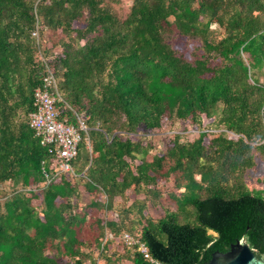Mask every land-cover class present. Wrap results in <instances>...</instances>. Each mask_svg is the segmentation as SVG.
<instances>
[{
  "label": "trees",
  "instance_id": "1",
  "mask_svg": "<svg viewBox=\"0 0 264 264\" xmlns=\"http://www.w3.org/2000/svg\"><path fill=\"white\" fill-rule=\"evenodd\" d=\"M117 2L0 0V185L11 190L0 202V264H150L122 233L162 264H198L219 238H243L264 258V175L259 189L243 181L256 159L264 165V86L253 76L264 67V0H131L123 18ZM45 65L59 119L75 126L81 116L87 129L72 177L56 174L28 123ZM174 122L196 140L174 136L148 159L138 131Z\"/></svg>",
  "mask_w": 264,
  "mask_h": 264
},
{
  "label": "built area",
  "instance_id": "2",
  "mask_svg": "<svg viewBox=\"0 0 264 264\" xmlns=\"http://www.w3.org/2000/svg\"><path fill=\"white\" fill-rule=\"evenodd\" d=\"M40 27L41 24L37 20L31 33V38L37 48L40 46ZM38 54L40 55V52ZM32 98L35 110L28 115L29 127L40 139V145L50 148L59 161V167L55 170L56 174L74 176L71 163L77 154V146L81 139L80 133L86 134L87 129L81 116H77V125L75 126L66 120L59 119L55 104L61 101V98L58 93L57 80L47 65L44 66L41 87L33 91ZM86 145L89 147L88 138H86ZM106 239L113 240L114 237L112 234H107ZM119 240L125 244L127 249L137 250L150 264H162L150 257L147 246L138 239L127 233H122Z\"/></svg>",
  "mask_w": 264,
  "mask_h": 264
},
{
  "label": "rangeland",
  "instance_id": "3",
  "mask_svg": "<svg viewBox=\"0 0 264 264\" xmlns=\"http://www.w3.org/2000/svg\"><path fill=\"white\" fill-rule=\"evenodd\" d=\"M106 3H108V0H106ZM130 5H131V0H118V2L115 4L110 3V7L112 8L113 12L119 18H123L126 16V14L129 11ZM214 29H217V30L214 31ZM212 31L222 33V29H219L215 26L212 27ZM216 36L217 35L215 34L214 37ZM52 37L56 38V40L59 38L61 39V35L54 34L51 32L50 38ZM172 44L175 47V49L185 54V56L187 57L189 56L190 50L185 40L177 38L172 42ZM253 76L258 80L259 85L264 86V67L259 71H253ZM198 133L199 131L195 130L193 127H190L185 123L174 122L173 124L169 126H165L161 131L156 132V133L149 134V133H144L141 130H139L138 133L136 134V138L143 145L151 147L147 155L148 159H150L152 156L164 153L168 142L172 140L174 136L180 137L179 142L181 144H186V143H191L194 140H196ZM212 133L213 134L214 133L215 134L224 133L226 138H232V134L225 131L224 128H218L215 131L212 130ZM263 175H264V165L260 159H256V167L252 171H248L243 177V181L246 185V188L249 190L259 189L260 184L258 182L261 179V177H263ZM196 180H199L198 176L196 177ZM9 186L10 185L8 183L0 185V191L2 192V194L0 195V202L2 201L3 195L11 194V190L9 189ZM170 186H171V183L166 184V186L165 185L162 186L161 184L159 186V189L164 191V194H165L168 191H170L169 189ZM129 198H135V199L138 198L137 200H142L143 197L141 196V197L136 198L130 195ZM169 210H172V208H169ZM148 213L150 217L153 219L157 216H161V211L159 210H156V211L149 210ZM114 216L116 217V214L113 215V217ZM106 238H107V235L105 236L104 241L106 240L109 241V239H106ZM114 250H115V247L111 245L109 247V251L114 252ZM96 264H103V263L98 261Z\"/></svg>",
  "mask_w": 264,
  "mask_h": 264
},
{
  "label": "water",
  "instance_id": "4",
  "mask_svg": "<svg viewBox=\"0 0 264 264\" xmlns=\"http://www.w3.org/2000/svg\"><path fill=\"white\" fill-rule=\"evenodd\" d=\"M198 264H264L243 238H219L203 253Z\"/></svg>",
  "mask_w": 264,
  "mask_h": 264
}]
</instances>
